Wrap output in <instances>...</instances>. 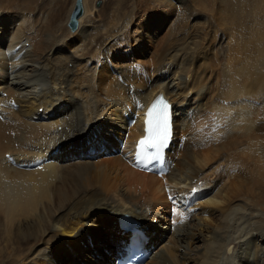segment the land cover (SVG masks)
I'll return each instance as SVG.
<instances>
[{"label":"bare ground","instance_id":"1","mask_svg":"<svg viewBox=\"0 0 264 264\" xmlns=\"http://www.w3.org/2000/svg\"><path fill=\"white\" fill-rule=\"evenodd\" d=\"M25 1L0 0V6L37 8L38 0ZM192 3L194 8H209V0ZM218 3L222 8L232 5L228 0ZM77 4L83 12L75 21L77 28L72 35L63 36V27L53 31L54 17L49 19L43 13L37 19L34 15L39 13L34 11L25 16L11 11L6 12L2 22L0 18V105L7 106L1 110L4 116L0 120V264H111L112 256L117 258L130 236L124 228L116 227L117 214H128L149 227L143 230L146 238L142 243L151 251L145 264L260 263L259 245L264 242V72H250V79L243 80L238 79L241 74L235 76L232 71L264 67V23H259V28L250 26L249 31L254 28L248 35L256 36L251 40H246L245 32H240V38L232 36L234 45L228 48L226 59V69L228 64L231 69L225 76L219 75L224 80L222 84L220 79V86L215 72L218 68L209 70L214 63L213 59L207 60L214 50L211 43L194 42L191 53L196 57L181 54L184 45L179 42L183 38L175 36L185 35V23L192 24L191 12H187L190 18L186 22L181 18L178 26L175 24V35L168 32L151 61L136 59L120 66L123 61L110 59L116 44L124 43L133 52L132 42L145 43L146 38L151 41L130 23L134 22L137 5L130 6L128 0L118 2L114 8L104 4L107 12L97 15L99 22L86 28L85 21L93 8L87 0L72 6ZM137 4L149 7L143 0ZM214 7L209 9L220 22L231 19L221 16L220 9ZM109 12L113 15L107 17ZM159 19L164 22L163 16ZM66 37L79 39L72 54L60 46ZM241 42L251 44L249 54H241L248 55L244 60L233 53ZM170 51L175 55L173 60ZM133 55L141 59L145 53L142 50ZM197 64L206 65L201 68ZM173 76L179 105L166 82ZM190 90L198 94L187 99L185 93ZM158 93H163L173 106L175 131L174 141L165 152L167 169L160 175L137 170L130 159L134 142L142 135L143 109ZM11 101L17 105L15 109L10 108ZM63 102L67 107L60 111ZM202 108L211 112L199 114ZM54 115L59 119L51 120ZM225 120L230 123L225 124ZM192 131L195 133L189 139L187 135ZM216 143L218 146L211 147ZM224 151H229V158H217ZM7 154L17 163L35 159L49 163L22 170L7 162ZM213 163V171L224 163L225 173L235 175L203 203L220 206L218 215L192 222L197 204L186 202L187 197L184 206L168 203L171 194L166 189L169 185L188 184L189 195L201 192L198 175ZM204 186L210 185L206 182ZM187 210L192 215L185 213ZM153 223L158 228L167 226L164 233H158L150 225ZM201 225L206 226L204 231ZM195 232H205L202 246L190 245ZM152 244L162 245L157 251ZM251 248L254 251L248 254ZM94 253L96 257L90 256Z\"/></svg>","mask_w":264,"mask_h":264},{"label":"rangeland","instance_id":"2","mask_svg":"<svg viewBox=\"0 0 264 264\" xmlns=\"http://www.w3.org/2000/svg\"><path fill=\"white\" fill-rule=\"evenodd\" d=\"M27 1H29V0H26L25 2H27ZM121 1L122 0H87L88 5L91 8H93V11L91 13L92 16L89 15L88 19L85 21L84 27L91 28L93 26V24L96 25L97 22H99V17H97V15L101 17L108 10V9H106L104 11V8H103V6H105L104 4H110L108 6H111V7L114 8V6H116L117 3L121 2ZM137 1L138 0H128V4L130 6L137 5L134 8L133 15H132V20H134V22H130V23H131V25L134 26L135 29H137L138 32H141L142 35H145L146 37H149V39L151 41L150 42L147 41V38H146V40L144 41L145 43H141L140 44V42H132L131 43V44H133L132 47H134L133 52L124 43L119 42L120 44L119 43L116 44V49L114 51V54L113 53L111 54L110 59L112 61L116 62V63L123 61V62L119 63L120 66L128 64V63H133L134 60H136V59L137 60H142V61H144V60L145 61H148V60L151 61V59L155 55V52H156L155 50H157L159 47H161L162 41L167 36L168 32L171 33L172 35H175V33L173 31L177 28L176 25L179 24V22L181 21V18L184 19V21L185 20L187 21L190 18V17L189 18L186 17V15L188 14L187 12H191L190 14H191L192 24H194V31H193V25L192 24L185 23V35L182 34L183 36H180L177 33V35L175 36V38H180V39L183 38V39L186 40V42H184V43H183V39L180 40V42H179V43H181V45H184V47L183 46L180 47L181 48V54L185 55L186 53H188L187 56L192 54L191 51H193V49H194V46H193L194 42L197 43V44L198 43H200V44L203 43L204 45H209L211 43L213 45V47H214V50H213V52L211 53L210 56L209 55L207 56V60L210 62L213 59L214 63L212 62V66L210 67L209 70H213L214 68H218V69H215V72H217L216 76L217 75L218 76L219 75L220 76H225L226 73H227V70L231 69L230 64L227 65L228 68L226 69V59L228 58V51L230 50L228 48L232 49V47L234 45V41L232 40V36L237 37L238 35H240V36H238V38H240L241 37L240 32H245V35H247L246 36V40H251L252 37L255 38L256 36H249L248 34L253 30L254 27L259 28V27H257L259 23H264V16H263L264 15V13H263V11H264L263 10L264 0H239V1H237V0H228L232 5L227 7V8L220 7V3H218L219 0L218 1L217 0H209V6H208L209 8H213L215 6L214 7L215 9L216 8L220 9L219 12H220L221 16H228V17L231 16V19H226V20H224L225 22L223 20H222V22H220V20L218 18H216L217 15L215 13H213L212 11H210L209 8H208L209 11H207L208 9H206V11H205V10H203L201 8H199V9L198 8H194L192 6L193 5L192 0H157V1L162 2V4H159L157 2L151 3L150 0L149 1L148 0H143L145 4H149V7L148 6H141V5L138 6ZM74 4H75V0H38L37 3H36V7L37 8H35V10L32 9L34 7L27 6V8H26L25 6H21V5L13 6V8L10 7L11 10L9 8H6L7 6H4V7L0 6V18H1V22H2L3 18L7 15L6 12H11V11H14V13H16L15 15H19L20 14V15H23V16H25L27 14H30L32 11H34V12L39 13L37 16L34 15L37 19L38 18H42V15L40 13H43L49 19L52 16L54 17V18H52L53 22H54V26L51 28L53 31H57V29H59V28L61 29L63 27L67 31V32L65 31V33L63 34V30L61 29L63 36L68 35V34L72 35V34H75L76 31H74V32L70 31V29L68 28L67 24H68L69 17H70L69 14H71V12H72L71 9L74 7L72 5H74ZM246 5H247V7H246ZM70 6L72 8H70ZM241 7H243V9ZM48 8H50V9H48ZM248 8H251V9H248ZM239 9H241V10H239ZM130 10H131V8L129 9V11ZM242 10H243V12H242ZM50 11H51V13H50ZM179 11H181V12L179 13ZM239 11H241V12H239ZM251 12H252V14H251ZM260 12H262V13H260ZM240 13H242V14H240ZM112 15H113V13L109 12L107 17H110ZM162 16H163V21L164 22H162V20L159 19V17H161V19H162ZM242 16H243V18H242ZM122 18H120V19L123 20ZM91 19H92V21H91ZM161 22L163 24H161ZM235 25L237 27H240L242 25L241 27H244L245 29L243 28L244 29L243 30L240 27V30H239L237 27H234ZM251 25H253L254 27L252 26L251 27L252 28L251 31H249L250 30L249 28H250ZM140 27L143 28L142 31L139 29ZM232 28L233 29H235V28L238 29L239 34H237L238 32L236 30H233ZM34 29H36V26L34 27ZM147 29H150L149 30V35H148ZM213 29H215V30L217 29V31L214 33ZM246 29H248V30H246ZM7 31H10V29L8 28ZM226 32H228L229 34L227 33L228 34L227 35ZM235 34H237V35H235ZM229 35H231V36H229ZM65 40H66L65 43L60 45L61 48L63 50H65L66 52L68 51L71 54L74 53L72 51H74V48L79 46V44H80L79 39H76L75 37H66ZM229 41H231V43H228ZM65 45H67L68 47H66ZM255 45H260V43H256ZM26 46H27V44H26ZM139 48H141L140 51L144 50V53H145V55L142 56L141 59H140V55H138V56H134L133 55L134 52H138V54H140V51H138ZM250 49H251V44H249V43L245 44L244 42L243 43L241 42V44L238 45L237 50L235 52H233V53L237 54L238 57L239 56L242 57L243 58L242 60H244V57H246L248 55H245V54L241 55V54L242 53L249 54ZM134 50H136V51H134ZM170 50L172 51V49H170ZM186 50H187V52H185ZM171 51L169 52V56L173 60L175 55H174V53L171 54ZM125 53H127L126 56H124ZM194 54H192V56L196 57L197 54L196 53H194ZM178 56H180V55H178ZM135 62H137V61H135ZM245 64L246 63L242 64L243 67H245ZM197 65L199 67L203 68L206 64L203 65V66H200L199 64H197ZM208 65H210V64H208ZM195 66H192L190 68L191 72L189 73V76L186 77V82L187 83L190 80V76L192 75V70L194 69ZM236 67H239V65L236 66ZM112 70L114 72L116 71L113 67H112L111 71ZM179 70H180V67L177 68V72ZM250 72L255 73V74H258L260 72L263 73L264 72V67L258 66L257 69H253L252 66H251V69H249V70H242V71L233 70L232 71V73L235 74V76H237L238 74H241V76H238V79H243V80L244 79H250V77L248 76V73H250ZM179 73H180V71L178 72V74ZM212 75H214V74H212ZM220 76H219V85L222 86L220 84V81L222 80L221 83L223 84L224 80ZM230 77H231V73L229 72L228 73V78H230ZM256 77H257V75L254 76V78H256ZM169 79H172V80H169ZM169 79H167L166 82H169V84L171 86V89H172L171 90L172 91V93H171L172 97H173V99L176 98V101L178 102L177 105H179L181 103V101L179 102L180 97H176L174 95L175 92H176L175 91V86H176V83H177V80H175L176 76L170 77ZM226 86H227V84L225 85V87ZM185 94L187 95V99H189V98L195 97L198 93H195V91L192 92L190 90L189 92H186ZM249 97H251V96L249 95ZM249 97H246V98H249ZM251 101L253 103V100H250V102ZM220 103L222 104V102H220ZM254 105H255V103H254ZM254 105L251 104V108ZM66 107H67V104L63 102L61 104V106H60V108H61L60 111L62 109H65ZM39 110H41V108ZM200 111L202 113L200 112L199 114H204V115H207L208 111L211 112V110H207L206 108H204V109L202 108V109H200ZM54 118H55V120L59 119V116L58 115H56V116L54 115V116L51 117V120L54 119ZM261 118L262 117L260 116L259 120ZM224 123L225 124H227V123L229 124L230 120H225ZM225 124L222 126V129L225 127ZM229 127H231V126H229ZM194 129L197 130L196 127ZM59 130H60V127L58 128V131ZM194 133L195 132H193V131L190 132L189 135H187V137L189 139H191L193 137ZM179 135L180 134L177 133V136H179ZM112 139H113V137H112ZM189 139H187V141H189ZM202 144L203 143H201V145ZM217 144L218 143H216L214 145L212 144L211 147H213V146L216 147V146H218ZM201 148H204V147H201ZM228 153H229V151L228 152L224 151L217 158H220V159L229 158L228 157ZM215 166H216V163H213L212 165L209 166V169L208 168L205 169V171L202 174L198 175V179H199L198 181H201L202 182V186H203V190L201 191L202 193L199 192L197 194L189 195L188 194L189 193L188 190L190 189L191 186H189L188 184L187 185L182 184V185L175 186V187L169 185L167 187V189H166V191L169 194H171L168 197L169 198L168 199V203H175L176 202V203H179L180 205H183L181 203V199H184L183 203L185 204V199L187 197L186 202H188V203L189 202L190 203L194 202V203L197 204L196 205V213L193 214V217L191 219L192 222L197 221V219L209 220L211 216L215 217V216L218 215L219 208H221L220 206L217 207V208L216 207H210V206H206L203 203L206 200H208V198H211L214 194H216V192H218V190L221 189V187L223 186V184L225 182L226 183L229 182V176L231 177V175H235V174L229 173V171L227 172V174L225 173V168L226 167L224 166V163L219 164V166L216 168V170L213 171V168ZM228 166H229V164H228ZM237 168H238V166H237ZM242 171H243V173L245 172L244 168H242ZM206 182L210 186H206L205 187L204 184ZM213 184H216V186H215V188L211 189L213 187L212 186ZM208 191H210V192L212 191L211 194L207 193ZM204 195H206V196H204ZM186 212L190 213L192 215L190 210L185 211V213ZM116 216L117 217L115 219V225H116V227H119L117 225V222H118L117 218H119V215L117 214ZM137 222L139 223V225H141V229H143L144 231H148L149 230V227L147 229V227H145L144 224H142L139 221H137ZM150 225L155 226L158 229L157 230L158 233H164L163 231L167 227V226H163L162 225V227L158 228V226L156 224H154V223L150 224ZM201 226H202L201 230L204 231L203 229L206 228V226L205 227H203V225H201ZM205 232H203L202 234H200L198 232H195L193 241L190 243V245H192L193 247L202 246L203 245L202 241H204V238H205ZM167 239H168V237L166 236L165 237L166 242H167ZM125 240H127V238ZM125 240H121V242L125 241ZM165 243H163V244H165ZM88 246L90 248H92L91 245H88ZM152 246L158 247L157 251H159L160 246H158L157 244L156 245L152 244ZM252 248H251L250 251L249 250L247 251L248 254L249 253L250 254L253 253L254 249H252ZM229 249H230L229 252H231L232 246ZM259 249H261L263 254L261 252H259L258 255L261 254V258L262 259H261L260 263H258V264H262V261H263V257L262 256L264 255V242L260 243ZM152 250H154V248ZM105 252H106V255L109 256L110 253L108 254L107 250ZM225 253H227V252H225ZM114 254H115V252H114ZM90 256H95L96 257L95 253L90 255ZM250 259H253V257H251ZM9 261L12 263V260H9ZM112 261H114L113 256H112L111 262ZM90 262L93 263L92 261H90ZM81 263L85 264L83 261ZM7 264H8V261H7Z\"/></svg>","mask_w":264,"mask_h":264},{"label":"snow or ice","instance_id":"3","mask_svg":"<svg viewBox=\"0 0 264 264\" xmlns=\"http://www.w3.org/2000/svg\"><path fill=\"white\" fill-rule=\"evenodd\" d=\"M168 104L158 99L146 114V131L148 135L141 139L136 155L138 167L146 168L153 160H160V150L164 147L168 136ZM148 149H154L149 152Z\"/></svg>","mask_w":264,"mask_h":264},{"label":"water","instance_id":"4","mask_svg":"<svg viewBox=\"0 0 264 264\" xmlns=\"http://www.w3.org/2000/svg\"><path fill=\"white\" fill-rule=\"evenodd\" d=\"M76 2H80V0H75ZM82 14V6L80 4H77L76 6H74L73 11L70 14L69 17V22H68V26L70 28H76L77 24H76V19L79 18V16Z\"/></svg>","mask_w":264,"mask_h":264}]
</instances>
